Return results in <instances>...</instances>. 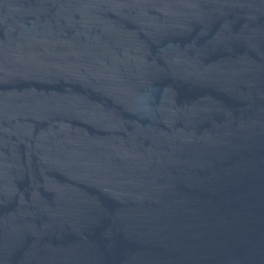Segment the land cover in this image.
<instances>
[{"label":"water","instance_id":"1","mask_svg":"<svg viewBox=\"0 0 264 264\" xmlns=\"http://www.w3.org/2000/svg\"><path fill=\"white\" fill-rule=\"evenodd\" d=\"M0 264H84L51 181L0 0Z\"/></svg>","mask_w":264,"mask_h":264}]
</instances>
